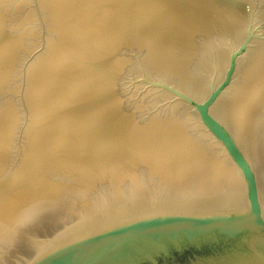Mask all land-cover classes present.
I'll return each mask as SVG.
<instances>
[{
	"label": "water",
	"instance_id": "obj_1",
	"mask_svg": "<svg viewBox=\"0 0 264 264\" xmlns=\"http://www.w3.org/2000/svg\"><path fill=\"white\" fill-rule=\"evenodd\" d=\"M0 264H264V0H0Z\"/></svg>",
	"mask_w": 264,
	"mask_h": 264
}]
</instances>
